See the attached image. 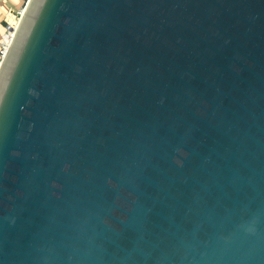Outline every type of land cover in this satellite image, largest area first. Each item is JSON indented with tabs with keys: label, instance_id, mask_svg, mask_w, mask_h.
<instances>
[{
	"label": "water",
	"instance_id": "obj_1",
	"mask_svg": "<svg viewBox=\"0 0 264 264\" xmlns=\"http://www.w3.org/2000/svg\"><path fill=\"white\" fill-rule=\"evenodd\" d=\"M13 34L0 264H264V0H27Z\"/></svg>",
	"mask_w": 264,
	"mask_h": 264
},
{
	"label": "crops",
	"instance_id": "obj_2",
	"mask_svg": "<svg viewBox=\"0 0 264 264\" xmlns=\"http://www.w3.org/2000/svg\"><path fill=\"white\" fill-rule=\"evenodd\" d=\"M25 0H0V44L8 31V14L22 8Z\"/></svg>",
	"mask_w": 264,
	"mask_h": 264
},
{
	"label": "built area",
	"instance_id": "obj_3",
	"mask_svg": "<svg viewBox=\"0 0 264 264\" xmlns=\"http://www.w3.org/2000/svg\"><path fill=\"white\" fill-rule=\"evenodd\" d=\"M26 3H27V0H25V2H24V6L26 5ZM23 10H24V8L22 7V8H20V9H18L15 13L8 14V18H9V19L12 18V22L8 24V26H10V27L12 28V32L8 29V31L6 32L5 35H8L9 32L13 33L14 29H15L16 26H17V23H18V21H19V18H20V16H21L22 13H23ZM15 18H17V22H15ZM8 44H9L8 41H4V40L2 39V42H1V44H0V61H1V60L3 59V57L5 56V53H6V50H7Z\"/></svg>",
	"mask_w": 264,
	"mask_h": 264
},
{
	"label": "bare ground",
	"instance_id": "obj_4",
	"mask_svg": "<svg viewBox=\"0 0 264 264\" xmlns=\"http://www.w3.org/2000/svg\"><path fill=\"white\" fill-rule=\"evenodd\" d=\"M13 36H14V34L11 33V32H9L8 35H4L3 40H4V41H8V43H10L11 39L13 38ZM8 45H9V44H8Z\"/></svg>",
	"mask_w": 264,
	"mask_h": 264
},
{
	"label": "rangeland",
	"instance_id": "obj_5",
	"mask_svg": "<svg viewBox=\"0 0 264 264\" xmlns=\"http://www.w3.org/2000/svg\"><path fill=\"white\" fill-rule=\"evenodd\" d=\"M22 7L24 8V4H23ZM11 22H12V18H10V19L8 18V24L11 23ZM15 22H17V18H15ZM17 24H18V23H17Z\"/></svg>",
	"mask_w": 264,
	"mask_h": 264
}]
</instances>
